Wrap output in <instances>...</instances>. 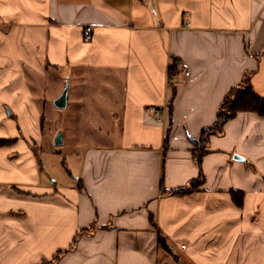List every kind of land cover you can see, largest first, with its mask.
Returning <instances> with one entry per match:
<instances>
[{"label": "crops", "instance_id": "0c3cea01", "mask_svg": "<svg viewBox=\"0 0 264 264\" xmlns=\"http://www.w3.org/2000/svg\"><path fill=\"white\" fill-rule=\"evenodd\" d=\"M0 28V120L8 106L26 133L32 86L64 83L61 71L104 115L68 185L44 182L12 124L0 128V264H264V117L238 113L200 166L191 154L246 73L264 98V0H0ZM200 174L199 190L163 192Z\"/></svg>", "mask_w": 264, "mask_h": 264}, {"label": "rangeland", "instance_id": "374dc122", "mask_svg": "<svg viewBox=\"0 0 264 264\" xmlns=\"http://www.w3.org/2000/svg\"><path fill=\"white\" fill-rule=\"evenodd\" d=\"M0 30L2 32V28ZM12 71L19 70L17 67H12ZM58 75L64 83L54 85L48 76L44 77L42 86L37 83L32 86L40 107H37L35 115L28 114L31 119H29L31 128L26 133L21 132L17 114L10 112V108L3 105L1 108L5 120H0V128L7 130V122L12 124L17 132L14 137L26 143L37 169L42 171L44 182L51 184L56 180L58 184L68 185L75 181L74 177L78 171L79 161L75 156L76 150L82 149L85 141L90 140L96 130L100 131L96 124L101 123L104 115H100V119H96L95 122L93 113L85 112V109L89 107L86 98V90L89 89L87 81L80 83L78 90L75 91L74 82H71L66 72H58ZM92 75L95 77L89 81L90 86L101 88L105 74ZM66 83L69 85L66 106L58 108L54 105V100L61 94ZM59 132L62 134L63 143L54 145V137ZM34 136L40 140L39 144H35Z\"/></svg>", "mask_w": 264, "mask_h": 264}, {"label": "trees", "instance_id": "16d2710c", "mask_svg": "<svg viewBox=\"0 0 264 264\" xmlns=\"http://www.w3.org/2000/svg\"><path fill=\"white\" fill-rule=\"evenodd\" d=\"M179 65L180 61L177 58L172 57L171 63L168 67V87L170 89V98L168 100L169 110L176 93V86L173 78L179 72ZM251 73L253 72L251 71L246 73L237 85L228 90L219 105V109L213 125L204 128L201 131L200 137L197 141L192 140L193 148L191 149V154L192 157L197 160L198 165L201 163L202 157L208 151L207 147L209 144V137L211 135H221L224 131L226 123L235 118L238 113L251 112L257 114L258 116L264 117V98L259 96L254 91L250 83ZM166 132H168V129L166 130ZM165 140L167 141V135ZM11 141H13V139ZM204 181L205 179L203 174H200L197 178L190 180L185 186L163 192L170 195H184L199 190V188L204 184ZM232 193L234 201L239 204L242 200V193ZM158 243L163 249H168L165 239L160 234H158Z\"/></svg>", "mask_w": 264, "mask_h": 264}, {"label": "water", "instance_id": "95a60500", "mask_svg": "<svg viewBox=\"0 0 264 264\" xmlns=\"http://www.w3.org/2000/svg\"><path fill=\"white\" fill-rule=\"evenodd\" d=\"M68 90H69V85L68 83H66L61 94L54 100V105L56 107L63 108L66 106ZM62 143H63L62 134L59 132L54 137V145H61ZM234 159L241 161L244 160V158L238 154H234Z\"/></svg>", "mask_w": 264, "mask_h": 264}, {"label": "built area", "instance_id": "2783aa9c", "mask_svg": "<svg viewBox=\"0 0 264 264\" xmlns=\"http://www.w3.org/2000/svg\"><path fill=\"white\" fill-rule=\"evenodd\" d=\"M90 37H91V28L88 26L84 29L83 39L85 41H88V40H90ZM148 111L150 113H152L154 116H156L157 118L161 115V110L159 108L154 107V106L149 107ZM184 247H185V245H181V248H184Z\"/></svg>", "mask_w": 264, "mask_h": 264}]
</instances>
